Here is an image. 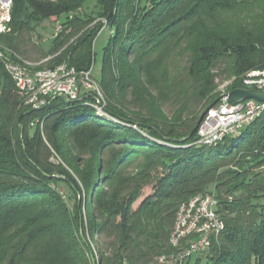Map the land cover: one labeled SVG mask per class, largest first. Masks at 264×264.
<instances>
[{
  "label": "trees",
  "instance_id": "16d2710c",
  "mask_svg": "<svg viewBox=\"0 0 264 264\" xmlns=\"http://www.w3.org/2000/svg\"><path fill=\"white\" fill-rule=\"evenodd\" d=\"M13 1L0 43L41 68L90 69L107 21L99 84L120 123L62 97L33 110L0 64V264H165L180 205L213 192L225 230L192 264H264V114L216 146L188 139L219 86L264 69V0H97L82 16L90 0ZM62 17L49 52L23 58V36Z\"/></svg>",
  "mask_w": 264,
  "mask_h": 264
},
{
  "label": "built area",
  "instance_id": "2783aa9c",
  "mask_svg": "<svg viewBox=\"0 0 264 264\" xmlns=\"http://www.w3.org/2000/svg\"><path fill=\"white\" fill-rule=\"evenodd\" d=\"M13 7V0H0V37L12 31ZM0 64L23 96L25 105L33 110L46 106L50 99L62 97L68 101H83L98 116L113 120V117L106 114L107 104L102 88L94 78V65L88 70H78L67 64L55 68H41L42 63L22 60L1 43ZM249 87L264 92V69L252 70L242 78L241 88ZM228 95L229 91H223L217 104L203 117L196 132L195 145L216 146L228 137L240 135L247 126L264 114V103L246 100L232 104ZM89 98L93 101L88 100ZM220 205L215 192L198 195L182 203L170 237L171 246L177 248L178 252L169 258L162 257L161 262L183 263L194 255L205 253L213 240H218L225 230ZM185 242L187 244L184 247Z\"/></svg>",
  "mask_w": 264,
  "mask_h": 264
},
{
  "label": "rangeland",
  "instance_id": "374dc122",
  "mask_svg": "<svg viewBox=\"0 0 264 264\" xmlns=\"http://www.w3.org/2000/svg\"><path fill=\"white\" fill-rule=\"evenodd\" d=\"M97 0H90L89 3L87 4L86 8L79 13H77L75 16H82L83 14H92L94 12L95 6H96ZM96 13V12H95ZM95 15V14H94ZM65 22V17L60 18L58 22H53V21H44L38 26H34V31L30 35H25L23 36V43L22 46L27 50L29 55H21L23 58L27 60H32V61H38V55L39 51H42L43 53H48L49 50L51 49L52 42L56 39L58 34L62 30V24ZM91 27L98 26L99 24L103 25V28H101V31L98 33V36L93 44V53H94V58H93V64L94 65V78L98 81L101 79V68H102V60H103V55H104V48L106 47L109 38L113 35V32L110 30L108 27V23L106 20L102 18H97L91 23ZM34 46L37 47V49H34ZM51 58V57H50ZM45 62V61H44ZM229 85L223 84L218 87V93L221 94L223 91H227V87ZM1 85H0V94H1ZM103 91V90H102ZM104 93V92H103ZM104 99L105 102L108 106V100L106 98V95L104 93ZM106 106V107H107ZM113 120L110 119L111 122L118 121L115 118H112ZM119 122V121H118ZM240 136V135H239ZM234 138V137H233ZM54 162H59L57 158L53 159ZM59 190L61 194L64 197V200L68 204L69 208L71 210L74 209L75 203H76V198L73 196L72 192L68 188V186L62 184L59 186ZM152 191L151 188H147L144 191L143 197L140 199V201L135 205V209L139 206V204L142 202V200L151 195ZM85 216V215H84ZM197 255L193 257L191 260V264L195 262L197 259Z\"/></svg>",
  "mask_w": 264,
  "mask_h": 264
},
{
  "label": "water",
  "instance_id": "95a60500",
  "mask_svg": "<svg viewBox=\"0 0 264 264\" xmlns=\"http://www.w3.org/2000/svg\"><path fill=\"white\" fill-rule=\"evenodd\" d=\"M228 100L230 103L232 104H238V103H242L246 100H255L261 103H264V92L261 91H257L251 87L249 88H238L235 90H232L229 92L228 95ZM212 108V107H211ZM209 108L202 116L199 125L203 119V117L208 113V111L211 109ZM106 114H108L106 112ZM109 115V114H108ZM110 116V115H109ZM112 117V116H111ZM198 125V127H199ZM198 127L195 129V131L188 137V139H190L198 130ZM92 263L93 264H97V260L95 259V256L92 255Z\"/></svg>",
  "mask_w": 264,
  "mask_h": 264
}]
</instances>
